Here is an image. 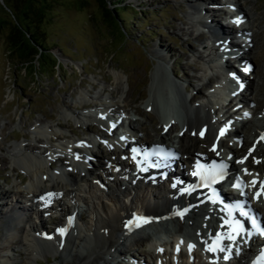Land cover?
<instances>
[{"label": "bare ground", "instance_id": "bare-ground-1", "mask_svg": "<svg viewBox=\"0 0 264 264\" xmlns=\"http://www.w3.org/2000/svg\"><path fill=\"white\" fill-rule=\"evenodd\" d=\"M195 1L194 7L192 5L191 8L199 17L198 23L203 26L207 24L209 34L213 33L214 38H209L211 47L214 45L218 50L221 45L230 47L229 49L245 45L246 53L253 54L254 50L253 56L262 55L264 39L253 42V38L251 39L249 35L247 36L249 39L244 43L232 42L234 30L236 29L237 32L244 30L241 27L242 22L247 25V30L258 29L256 24L260 19L257 15L250 11L246 13L240 3L234 0L230 5L238 14L239 23H234L228 18L229 22L225 26L228 30H222L214 26V22L210 19L206 22L207 19L203 14L207 15L208 12L201 7L202 3ZM225 4L229 3L226 1ZM219 27L222 28V25L219 24ZM219 40L222 41L220 44ZM254 43L257 44L256 48L253 47ZM160 57L165 56L160 54ZM243 62L248 64L245 60ZM112 75L116 85L125 76L118 70H112ZM237 77L240 80V75ZM206 85L210 93L217 88ZM257 87L252 90L249 82H243L242 90L233 88L235 93L232 97L237 105L241 104L239 108L243 110V116L246 109L251 111V114L246 115L251 116L250 119L238 121L236 116L239 117L241 112L233 111L234 114H232L229 110L223 113L225 116H220L219 121H215L216 108H213V103L206 94L202 93L199 101H195L196 93L194 92L188 103L176 83L170 82L168 92L171 98V109H160L162 115H158V126L164 133L159 135L158 142L149 144L167 146L163 138L168 137L169 131H176L175 125L167 122L171 117L176 118L181 131L174 138L176 148L171 147L176 152V158L174 162H171L172 167L163 171V179L159 180L158 176H155L153 180L151 179L152 182L143 181L145 176L128 177L129 181L122 177L131 171L129 167L134 161L131 148L137 143L143 144L146 140V134L141 136L139 132L144 128L143 125L139 124L140 127H137L136 121L133 125L132 121L135 119H128L126 123L120 119L129 134L134 135L132 138L134 141L133 144L118 141L112 138V129L108 127L109 124L116 126L113 114L119 109L118 103L113 97L99 95L91 97L92 100L87 102L84 96L80 95L79 101L74 102L77 107L87 106L88 103H95V107L82 117L75 114L76 117L73 120L89 131L90 123L94 121L93 117L108 113L113 121L107 119L108 125L101 123L98 125L103 127L100 128L101 131L110 134L111 139H104L103 136L106 134L103 132L99 134L98 131L91 129L95 133L94 137L75 142L74 139L66 138L67 136L60 129L62 124L56 123L55 129L48 126L47 133L39 132L40 138L46 139L42 146L43 151L36 150L34 145L29 146L24 152L20 150L17 157L26 169L25 176L21 178L16 176V182L11 184L10 190L0 189V221L2 220V224L6 226L1 227L0 264L12 262L11 247L14 245L24 250L26 262L35 261L42 250L40 245L43 244H49L55 252L60 248L59 245H65L64 248L75 259L73 264H117L113 260L120 257L132 264H146L139 255V253L142 254L141 251L134 253L143 244L148 246L149 251L146 252V256L150 260L161 262L166 260L167 255H171V264H205L207 260L213 261V264H221V257L226 250L235 253L236 246L241 243L239 239L242 234L236 236L238 230L230 226L231 220L228 217L230 211L218 210L211 206V202L204 203V196L208 193L192 195L189 187L194 185L189 186L188 189L177 187L178 183L184 181L183 172L180 171L179 166L193 164L196 158L208 160L217 158L218 155H220L218 158H221L223 154H227L230 158L226 165L227 173L237 174L235 177L232 175V179L241 178L245 184L251 186L253 193L259 190L260 199L264 200V189L260 187L264 184V139H262L264 137V98L263 101L258 99L263 97L264 93L261 92L264 88ZM246 92H248L247 96ZM218 94L216 89L214 92L216 99H219ZM110 95L112 96V93ZM228 99L224 101L223 108L231 109V100ZM148 101L147 99L145 102L146 106ZM234 121L238 123V129L233 126ZM231 124L232 126H229ZM246 124L251 126V130L257 131L255 137L250 139L249 135H245L244 138L239 135L238 131L249 133L246 132ZM221 129H225L223 136L230 139L227 143L226 140L221 139ZM36 141L39 143L38 140ZM78 144L88 150L91 158L96 156L95 152L102 153L103 158L96 167L98 172L93 171L88 162L86 163L84 170L88 172L89 181L76 173L81 162L87 159L86 154L77 147ZM63 156L68 161H65ZM55 162H60L58 169L51 168ZM105 176H109L110 180H107ZM254 178L255 185L252 183ZM43 194L47 196L43 198ZM254 195L257 197L256 194ZM59 196L66 197L72 204V208L69 209L60 202ZM239 200L243 201L245 208H252L243 196ZM77 205H82L84 208L86 214L84 219L81 216H75L74 224L76 225L68 236L59 234L53 237L54 229L61 222V218L65 215L71 216L72 209ZM231 212L235 214L236 210L232 208ZM49 213L51 216L48 222L46 218ZM56 213L59 216L55 215ZM137 216H143V219L135 225L133 222ZM152 217H158L157 221H153ZM47 223L50 224L51 237L46 240L43 237L44 233L48 232L45 225ZM162 223L168 224L157 226V228L155 226L154 232L144 231L150 225ZM166 227L169 230L166 231ZM4 231L5 234H3ZM233 236H235L234 240L230 238ZM221 247L224 251L219 250ZM210 248L216 250L210 251ZM243 258H238L235 263H241Z\"/></svg>", "mask_w": 264, "mask_h": 264}, {"label": "rangeland", "instance_id": "rangeland-1", "mask_svg": "<svg viewBox=\"0 0 264 264\" xmlns=\"http://www.w3.org/2000/svg\"><path fill=\"white\" fill-rule=\"evenodd\" d=\"M112 1L114 3L117 0ZM226 1L228 5L225 4ZM232 1L234 0L195 2L202 3L201 7L208 12L207 15L203 14L206 21L210 19L214 26L226 30L229 12L233 10L230 5ZM237 1L246 13L250 11L260 19L256 24L257 30H248L250 38H253V42L263 40L264 0ZM118 2L116 5L121 7V13L116 15L118 20H114L104 10V6L109 9L112 7L109 0H0V189L10 190L11 184L16 182V176H25L26 169L17 155L20 150L24 152L31 145H34L36 150L43 151L42 146L46 139H41L39 132L47 133L48 126L55 129L54 124L61 123V132L75 142L94 137L95 133L91 129L99 134H106L104 139H111L110 134L101 131L100 128L103 127L95 121H91L93 124L89 126L91 129L88 131L73 120L75 114L82 117L92 111L90 107H77L74 104L79 101L80 95L84 96L87 102L97 95L113 97L119 105L113 115L124 122L135 119L132 122L134 125L136 121L137 127L142 124L144 130L139 131L140 135L146 134L145 142L150 143L158 142L159 135L164 133L158 126V115H162L160 109L168 110L172 106L168 92L170 82L176 83L188 103L194 92L195 101H199L202 93L208 88L206 84L220 82L218 66L224 64L226 68H234L243 56L242 59L248 64L245 65L246 70H243L245 67L241 68L247 74L241 78L246 83L249 82L252 90L264 85V49L262 55L255 57L254 50L253 54H249L246 53L245 47H240L238 50L241 52L234 51L226 54L224 59L220 58L219 50L214 45H209L207 24L203 26L196 21L199 17L191 8L195 5L194 0ZM23 34L28 40L39 42L41 49L38 55L34 56L35 47H29ZM253 47L256 48L257 44L254 43ZM160 54L165 57H160ZM112 70L125 74L118 85L114 82ZM261 93H264V89ZM225 97L231 100L232 108L227 109L234 114L236 105L231 95L228 93ZM263 98L264 95L258 97L261 101ZM147 99L149 101L146 106ZM219 102L216 99L213 103V108H216L215 121L220 119V107H224V104L219 106ZM241 114L239 117L235 114L238 121L251 118ZM115 122L119 131L120 125L117 120ZM173 124L176 131H169L168 137L163 138L164 144H167L168 139H172L174 133L181 131L178 124ZM232 124L238 129L236 121ZM250 127L246 124V132L249 133L238 131L239 135L243 138L249 135L250 139L255 137L257 131L251 130ZM117 131L114 129L116 135ZM221 136L225 137L223 134ZM85 149L81 147L82 152L90 159L88 165L98 172L96 167L103 158L102 153L95 152L96 156L91 158ZM63 159L68 161L64 156ZM59 165L60 162H55L52 167L58 169ZM251 167L253 168L252 165ZM76 173L87 177L80 167ZM257 198L260 200V195ZM62 200L66 201L64 198ZM259 200L249 202L264 221V203L261 204L262 208L259 207L258 204L263 199ZM65 205L68 207V204ZM71 208L72 204L69 209ZM78 214L82 219L86 215L80 210ZM0 224L1 243V227L6 226L2 224V220ZM164 224L168 223L153 224L144 231L154 232L155 226L157 228ZM45 225L49 232L50 224ZM167 230L169 229L166 227ZM40 246L42 250L39 256L30 262H26L21 247L12 246L10 264H73L75 260L64 248L65 245H59L60 248L56 252L49 244ZM147 247L143 244L134 253L141 251L140 257L149 264L151 260L146 256L149 251ZM113 261L117 264H132L123 257Z\"/></svg>", "mask_w": 264, "mask_h": 264}, {"label": "trees", "instance_id": "trees-1", "mask_svg": "<svg viewBox=\"0 0 264 264\" xmlns=\"http://www.w3.org/2000/svg\"><path fill=\"white\" fill-rule=\"evenodd\" d=\"M101 1H103V2H106V0H101ZM109 1H111V9H109V8H107V7H105L104 6V10L106 11V12H108L112 17H113V19L114 20H118V18L116 17V15L117 14H119V13H121V7H119L118 5H116V4H118L119 2H118V0L116 1V2H114L113 3V1L112 0H109ZM121 20V19H120ZM17 28V27H16ZM17 30H19V27H18V29ZM25 37H26V35L25 34H23ZM26 39H27V41H28V43H29V47L30 48H33L34 49V47H35V53H34V56L35 55H38L39 54V50L41 49V46H40V44H39V42H37L36 40H31V39H29L28 40V38L26 37ZM28 54V53H27ZM26 54V55H27ZM55 66V65H54ZM53 66V67H54Z\"/></svg>", "mask_w": 264, "mask_h": 264}, {"label": "snow or ice", "instance_id": "snow-or-ice-1", "mask_svg": "<svg viewBox=\"0 0 264 264\" xmlns=\"http://www.w3.org/2000/svg\"><path fill=\"white\" fill-rule=\"evenodd\" d=\"M234 23H239V20H237V21H234ZM245 115H247V113H245ZM225 131V129H221V133L223 134V132ZM262 139H264V137H262ZM133 151L135 152L136 150L135 149H133ZM78 159H79V157H77ZM242 162V161H241ZM254 185L256 184V181H253L252 182ZM260 187H261V189H264V184H261L260 185ZM50 196H51V194H49ZM257 197H259V195H260V192H257ZM237 224H239V222H237ZM241 230H242V226H241ZM62 231V230H61ZM262 234H264V233H262ZM239 235V231H237L236 232V236H238ZM231 239H235V236H233V237H230ZM190 248H191V246H190ZM210 251H215L216 249L215 248H210L209 249ZM219 250L220 251H224V249L221 247V248H219ZM225 259H227V257H225Z\"/></svg>", "mask_w": 264, "mask_h": 264}]
</instances>
